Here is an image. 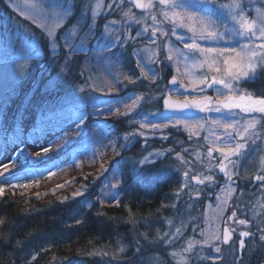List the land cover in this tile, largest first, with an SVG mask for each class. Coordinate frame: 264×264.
Returning a JSON list of instances; mask_svg holds the SVG:
<instances>
[{
	"label": "trees",
	"instance_id": "1",
	"mask_svg": "<svg viewBox=\"0 0 264 264\" xmlns=\"http://www.w3.org/2000/svg\"><path fill=\"white\" fill-rule=\"evenodd\" d=\"M73 5L74 14L57 34V51L53 53L47 34L18 15L6 0H0V44L6 45L9 41L8 33L15 34V51L11 55L0 51V68L17 69L14 82L0 90V151L7 144H20L13 159L0 166V178L20 174L30 167L50 165L66 158L79 146L112 143L120 153L103 168L87 171L80 167L66 174L43 173L28 182L3 184L0 264H145L147 257L155 253H162L166 259L169 253L151 245L149 240L164 229L166 220L201 219L205 198L212 195V188L207 187L203 188L202 198L191 205L184 199L188 197L184 193V173L200 165L193 157L196 144L184 131L168 129L166 140L155 138L144 149L136 144L121 147L126 143L123 137L133 127L130 114L124 116L111 111L95 116L90 112L80 129L64 131L46 147L51 151L33 152L28 145L39 139L48 127L57 126L58 111H66L71 106L79 109V103L87 98L91 100V109L99 100L113 104L125 93L120 77L138 75L131 54L146 48L147 38L143 42L129 40L123 46L113 47L115 56H112L104 46L117 36L123 39L125 35L120 31L124 29H112V37L104 40L105 20H100L95 30L91 28L95 35L84 43L87 51L70 53L64 44V33L79 22L82 11V3L74 0ZM114 19H120L118 13ZM119 21L123 23L122 19ZM88 29V26L79 28L75 40L83 39ZM98 53L104 56L100 58ZM110 61L116 63L114 67H110ZM107 65L119 74L115 82L118 86L101 89L95 86L91 90L94 87L89 85V80L97 76L106 80L109 76L102 70ZM246 85L258 86L257 92L264 95V74L255 83ZM110 88L115 90L109 91ZM167 89L166 75L159 86L140 87L142 92L147 90L161 96L158 109H162V97ZM150 153H161L162 158L136 169L138 161ZM129 158L135 161L134 168ZM115 164L119 168L113 171ZM117 179L120 181L117 188L110 191L105 187ZM78 191L83 195L76 196ZM120 248L125 251L119 254ZM248 251L249 247L243 252V262H264L263 255L255 252L249 257Z\"/></svg>",
	"mask_w": 264,
	"mask_h": 264
},
{
	"label": "rangeland",
	"instance_id": "2",
	"mask_svg": "<svg viewBox=\"0 0 264 264\" xmlns=\"http://www.w3.org/2000/svg\"><path fill=\"white\" fill-rule=\"evenodd\" d=\"M6 1L18 15L42 29L46 34L49 29L53 30L55 32V39L60 29L64 27L71 18H66L64 22L60 24L59 27H57L55 18L51 16V9H49L46 13H42L39 8H32L30 6L32 4H43L47 8L50 4H53L55 0H50L52 2L49 3H45L43 0ZM75 1L82 3V11L80 14L81 18L79 22L71 26L70 29L75 28L77 32L79 28L88 26L89 28L95 30V28H98V22L100 20H105L103 26L108 25V28H105L103 35V37H105L104 40L112 37V29L120 31L119 28L122 27L124 32L122 29L120 32L125 35L123 39L127 38V42L130 40L132 43H138L143 42V40L147 38V46H145L146 48L143 50L137 51L136 49L132 51V59L136 64L135 68L138 71V75L137 77H131L130 75H127L129 80L135 81V83H129V80L124 79L125 76L120 77V80L123 82L122 86H124L125 93L120 94L113 104L107 105L99 100L98 102H95L96 104L94 105L93 109H91V100L87 98L85 102L79 103V109H75L73 106H71L66 111H58V115L56 117V120H58L57 126L48 127V129L44 131L42 135H40L39 139H37L35 142H29L28 145L30 149L33 152H41L64 131L76 128L77 117H79L81 113H83V115L86 117H88L90 112L95 116L99 114L105 115L110 112L109 107H111L112 111H115L116 107L123 108L121 103L122 99L127 100V97L130 95L142 96L144 99L141 100L139 106L134 108L130 114L131 122L133 124L130 133L144 132V136L136 135V137L130 143H127V145L132 146L136 144L137 147L144 149L146 145L152 143L155 138H161L163 140V137L167 135L166 132L168 129H174V131H184L191 138L194 144H196V149L193 151V157L195 160H197V164H200L199 167L195 168V170H190L187 177L184 176V193L185 195H188V197H184V199H186L187 203L191 205V203L195 202L197 198H202L203 188L205 189L208 186L212 188V193L210 192L212 195L205 198L204 210L200 215L202 216L201 219L198 217L193 221L188 220L184 222V220H181V218H172L164 221V229H160L158 232H156V236L153 238V240H149V242H152L153 244H150L153 246L161 247V249L164 252L169 253V255L166 259H163L162 253H155L151 257H147V259L144 261L145 264H241V261L237 259V240L235 239L228 244L223 243V226L225 225V222L229 225L231 231L235 229V231H232L235 236H238L242 231H254V238L250 241L248 246V256L251 257V255L255 252L264 256V244H262V242L259 240V236L261 234L259 230L264 229V187H262L264 183L257 184L253 182L257 175H264V128H260L258 126L257 129L262 136V139L257 141L258 147L253 149L251 142H249V151L247 155H243L239 158H232V160L235 162V167H233L232 163L226 161V170L235 173L232 176L233 182H228L224 174L221 173L217 167V165L220 163V160L222 159L220 153L214 150L211 158L207 156L208 148L212 145L204 140V136L208 135L206 131L199 129L188 130L185 129L183 125L177 127L169 126L168 128L155 131L150 128L140 129L139 127V121L143 119V114L163 113L162 109H158L157 107L159 98L161 96L157 94H151L147 90L142 92L140 90L141 86H147V88L149 86H159V83H161L164 79V75H166L168 72H172V74L177 77L178 84L176 86H168V89L165 91V93L180 99H185V95H187L188 99L190 100L193 98L198 99L199 97L195 92H193V82L196 81L197 77L202 73H209V75L214 74L209 72V69L206 65L203 68L198 67L191 58H189L187 61L180 59L178 62L176 49H179L180 52L187 53V49L184 48V43H190L191 40L187 38L193 35V33L190 32L187 27L182 26V24H186L188 22L186 20L180 19H165L161 12L162 6L159 5L158 0H152L153 7L148 8L146 12L140 13L136 12L132 6L128 4L126 5L124 0ZM106 1H108V4H106ZM147 1L149 2V0ZM232 2L233 0H215L213 7L215 8L219 5H229ZM72 3H74V0H72ZM240 3L245 9L244 14L246 18L249 20H258L255 9L257 7H264L262 0H240ZM97 4L100 5L99 9L96 8ZM109 5L111 7H109ZM93 10L98 12L95 21H93L92 18ZM164 10L167 11L166 8ZM224 11L225 14H227V8H225ZM125 12L128 13L127 16H125ZM117 13L119 14V17L122 19L123 23L119 21L120 19H114V15ZM84 14H86V19L82 18ZM152 15H156L155 22H153L151 19ZM107 18L109 19L107 20ZM153 27L157 28L155 44H153L150 39ZM145 28L148 30L147 33L137 36V33L142 32ZM173 30L176 32L175 36L172 35ZM162 31L167 32L168 35H162ZM68 32L69 30L64 33V37ZM180 35L185 37L183 42L177 40V36ZM8 38L9 41L6 42V45L0 44V51H4L5 54L11 55L15 51L13 45L15 44V34L12 35L11 33H8ZM113 40H110V42L107 44H110ZM96 41L97 39H95L94 42ZM197 42L203 46H212L207 41L197 40ZM56 43L58 45V42ZM72 43L74 46H80V41L72 40ZM256 43H259V41H256ZM117 46L118 45L114 47ZM169 47L173 49L171 53L173 55L172 61L167 60V56L170 54L168 50ZM87 49L88 46L83 44L82 50L79 52H85ZM153 53H155V56L152 55ZM98 56L101 58L104 56V54L98 53ZM137 58H139L142 63H148L151 67L156 69L160 78L157 79L155 83H153L150 78L146 79L141 76L140 68L137 64ZM150 58L151 60H157L159 62L150 63ZM109 63L110 67H114L113 63L116 64L112 61ZM110 67L107 65V68H102V70H105L107 75H109L106 80L99 78L98 76L89 80V85L94 87L91 88V90L95 89V86H98L101 89L104 87H115L117 85L115 82H117L116 79L119 80V74L114 70H110ZM116 68L117 71H119V66ZM177 69H179V71H177ZM16 72L17 69L12 66L0 68V90L4 89L6 86H10L14 82L17 76L15 75ZM180 81H183L185 87L180 88L179 91H175L176 88H179ZM169 89H172V91L169 92ZM117 91L120 93L119 89ZM206 94L213 97L216 95L212 90H208ZM163 98L164 97H162V99ZM127 102L131 103V101ZM60 115L61 117L59 118ZM193 115L200 117L206 114L196 112ZM207 115L210 119L219 118V114L215 112L208 113ZM147 118L149 121L154 123L162 122V117L158 115H148ZM19 145L20 144H16L14 146L8 144L5 145V149L0 151V166L13 159L14 155L20 148ZM87 146H79L66 158L55 161L50 165H46L44 167H30L20 174L1 177L0 187L3 184L9 185L20 180L28 182L30 179H33L34 176L41 175L43 173L55 176L59 174H66L72 171L75 172L80 167L87 171L99 169L105 163L115 160L114 158H116V156L120 153L117 152V150L113 151L112 143L101 142L88 147ZM216 146L222 147L223 145ZM150 154L145 155V157H149V162H145L143 164L139 163V161L144 159L142 158L138 161V166L136 169H139L145 164L155 163L158 159L162 158L161 155L157 156L156 153ZM39 161L36 163H39ZM129 163H131L132 168L136 166V163L133 161V159H130ZM118 168L119 166L115 164L112 170L114 171ZM205 175H212L214 177L213 182L209 183L208 181H205V183L201 185L192 179L193 176H199L201 179H203V176ZM106 184L109 185V182ZM222 187L223 191H221ZM232 189H235V191H232ZM109 190L111 191L112 188L109 187ZM197 192H199V196L196 195ZM217 196H219V200L217 199ZM224 200H227L226 206L220 203ZM219 207L224 208V214L222 217L218 216ZM233 211H236L237 215L236 217L232 218L231 222V220H228V217L231 216ZM240 219L247 220V225H240L238 223V220ZM169 221H171V223H169ZM177 227L181 228L182 234L179 235L178 238H175L172 243H167L166 241L172 237V234L175 233ZM217 227L219 229V235L221 239L213 240L209 244H204L203 240L205 239V236H202L201 232L203 231L205 235H207L209 233L216 232ZM188 229L189 231L185 233ZM146 235L147 233L145 232L144 237H146ZM190 241L193 242L192 250L190 252H186L184 249L188 247V243ZM197 241H199V243H196ZM216 246L221 248L219 253L215 251ZM118 253L120 254L122 252L119 250ZM172 253H176V255L174 256ZM118 256V258H120V255ZM242 264H249V262L242 261Z\"/></svg>",
	"mask_w": 264,
	"mask_h": 264
},
{
	"label": "snow or ice",
	"instance_id": "3",
	"mask_svg": "<svg viewBox=\"0 0 264 264\" xmlns=\"http://www.w3.org/2000/svg\"><path fill=\"white\" fill-rule=\"evenodd\" d=\"M137 8L153 7L152 0H149L147 5L141 3V0H134ZM159 5L162 6L161 12L165 19H180L186 20L188 23L182 24L183 27H187L190 32L193 33L191 37L187 39L191 40L190 43H184V48L187 49V53L180 52L176 49L178 62L180 59L187 61L191 58L195 64L203 68L205 65L209 69V72L214 73H202L194 81L193 92L199 97L188 99L185 95L183 102L171 100V96L168 93H164L163 106L166 112L172 113V115H165L164 113H151L143 114V119L139 121L140 129L150 128L152 130H161L168 128L169 126L177 127L183 125L185 129H199L206 131L208 135L204 136V140L207 141L211 147L208 148L207 156L212 157L213 151L220 153L222 159L220 160L219 171L224 174L228 182L232 181V176L235 173L226 170L225 161L232 163L235 167L233 157L239 158L248 154V145L251 142V146L255 149L257 141L262 139L261 133L257 130L258 126L264 128V95H255L253 91L247 90L244 85L247 83H255L257 79L264 74V7H257L255 9L258 20H249L246 18L240 0H233L229 5H219L213 7L215 0H158ZM264 3V0H262ZM32 8H39L42 13L48 12L51 9V16L56 20V26L64 22L66 18L73 15L74 5L72 0H55L53 4H50L47 8L43 4H32ZM100 5L97 4L96 8L99 9ZM109 7H111L109 5ZM167 9L165 11L164 9ZM227 8V14L224 9ZM128 15L127 12L124 13ZM98 12L92 11V18L95 21ZM86 19V14L82 16ZM153 22L156 21V15H152ZM139 22V21H138ZM114 23V22H113ZM238 25V27H237ZM108 28V25H105ZM147 28L142 32H138L137 36L147 33ZM95 33L91 28L85 34L84 38L80 40V46H74L72 40L77 38V32L75 28L69 30L64 37V44L70 50V53H76L82 50L83 44L90 40ZM162 35H168L167 32L162 31ZM172 35H176L173 30ZM48 38L51 39V49L55 53L57 49V43L55 40V32L53 30L47 31ZM157 28L153 27L151 33V42L156 43ZM177 40L183 42L185 37L177 36ZM197 40L207 41L212 46H203L198 43ZM259 41V43H256ZM127 43V38L121 39L119 36L115 38L110 44H105V51L110 52L112 56H115L113 47L116 45L123 46ZM169 55L167 60L172 61L173 55L171 54L173 49L169 47ZM135 55V53H134ZM155 56V53L152 54ZM157 60H151L150 63H158ZM137 64L140 68L141 76L144 78H150L153 83L159 79V74L155 68L151 67L148 63H142L137 58ZM179 71V69H177ZM125 80H129L128 76L124 77ZM129 83H135V81L129 80ZM169 84L172 86L177 85V77L172 76ZM183 81H180L179 88L175 91H179L180 88H184ZM115 90L110 88L109 91ZM208 90L215 92V97L207 95ZM80 91H84L83 88ZM172 89H169L171 92ZM203 94V95H201ZM144 97L139 95H130L127 100H121L124 111L121 112L120 107H116L115 113L118 115L127 116L132 113L133 109L138 107L141 100ZM127 101H131L128 103ZM192 110H196L199 113H205L204 116H196L191 114ZM109 111L112 109L109 107ZM185 113L180 117H177L175 113ZM217 113L219 118L210 119L208 113ZM148 115L161 116V123H154L148 120ZM87 119L86 116L81 113L77 117L76 128L80 129ZM207 125V127H206ZM222 130V131H219ZM79 134V133H78ZM198 134V133H196ZM136 135L144 136V132H131L123 137L125 144L121 147H126L127 143H130ZM164 136L163 139H167ZM216 145H223L218 147ZM113 151H116L115 145H112ZM243 150V151H242ZM51 151L50 148L43 149L44 153ZM169 151H171L169 149ZM40 156V153L36 154ZM151 155V154H150ZM157 156L161 153H156ZM149 162V157H144L139 163L143 164ZM103 168V165H102ZM5 170L6 167H5ZM107 171L108 169H103ZM2 174V173H0ZM54 174V173H53ZM184 176L187 177L188 173L185 172ZM115 178V174H114ZM198 184H204L205 181L212 183L214 177L212 175H205L203 179L199 176H193ZM257 181H264V175H257L255 177ZM120 184L119 179L116 183L110 185L106 184L105 187L117 188ZM13 185L12 187H16ZM264 187V185H262ZM223 191V187L221 188ZM235 191V189H232ZM4 192V188L0 187V195ZM76 196L83 195L82 192L75 193ZM199 196V192L196 193ZM219 200V196H217ZM119 204V201H115ZM103 203V201L101 202ZM222 205H227V200L220 202ZM91 208V205H88ZM224 208L219 207L218 216H223ZM236 211H233L228 220L236 217ZM2 222V221H0ZM171 223V221H169ZM240 225H247L248 221L244 219L238 220ZM232 231H235L233 229ZM259 240L264 244V229H260ZM181 228L177 227L172 237L166 241L172 243L175 238L181 235ZM167 235V234H166ZM202 236H205L203 240L204 244H209L213 240H220L219 229L217 227L216 232L205 233L201 232ZM254 234L250 231H242L239 233V252L237 257L242 264L243 252L245 249V238L252 237ZM232 239V232L228 227L224 228L223 243L228 244ZM196 243H199L197 241ZM193 247V242L188 243V247L184 249L186 252H190ZM120 251H125L124 248H120ZM139 252V249H137ZM215 251L219 253L221 248L216 246ZM106 254V253H105ZM176 255V253H172ZM35 259V256H33Z\"/></svg>",
	"mask_w": 264,
	"mask_h": 264
},
{
	"label": "water",
	"instance_id": "4",
	"mask_svg": "<svg viewBox=\"0 0 264 264\" xmlns=\"http://www.w3.org/2000/svg\"><path fill=\"white\" fill-rule=\"evenodd\" d=\"M126 1L129 2V3H131L136 9H138V10L141 11V12L145 11V9H146V7H144V8H137L136 5H135L134 0H126ZM141 3L144 4V5H146V0H141ZM177 83H178V80H177ZM171 100H173V101L183 102V100L178 99V98H174V97H172V96H171ZM163 102H164V101H163ZM163 112H164L165 114H167V115H172V113L166 112V110L164 109V106H163ZM192 112H193V110H192ZM180 114H185V113H180V112L175 113V115H180ZM225 165H226V163H225ZM225 227H228V226L225 225L224 228H225ZM224 228H223V235H224ZM229 231H230V229H229ZM230 232H231V231H230ZM232 237H233V233H232ZM247 239H248V237L245 238V245H246V240H247ZM231 240H232V239H231Z\"/></svg>",
	"mask_w": 264,
	"mask_h": 264
},
{
	"label": "flooded vegetation",
	"instance_id": "5",
	"mask_svg": "<svg viewBox=\"0 0 264 264\" xmlns=\"http://www.w3.org/2000/svg\"><path fill=\"white\" fill-rule=\"evenodd\" d=\"M169 79H170V77L168 78V82H169ZM245 88H246V86H244ZM255 87V86H254ZM251 86H248L247 87V90H249V91H251ZM259 95H261V94H259ZM234 158V157H233ZM253 182H255V183H257V184H262V183H264V181H257L256 179H254L253 180ZM246 183V182H245ZM231 222H232V220H231ZM237 243H238V241H237Z\"/></svg>",
	"mask_w": 264,
	"mask_h": 264
}]
</instances>
